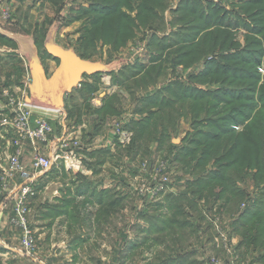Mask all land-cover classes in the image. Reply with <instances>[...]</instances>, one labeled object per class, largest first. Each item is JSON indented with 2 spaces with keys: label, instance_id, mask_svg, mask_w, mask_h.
I'll list each match as a JSON object with an SVG mask.
<instances>
[{
  "label": "crops",
  "instance_id": "obj_1",
  "mask_svg": "<svg viewBox=\"0 0 264 264\" xmlns=\"http://www.w3.org/2000/svg\"><path fill=\"white\" fill-rule=\"evenodd\" d=\"M179 1L170 0L169 6L163 10L162 24L151 27L140 22L137 13L139 0H134L131 9L121 8L134 22L131 36L126 42L118 47L103 40L97 42L96 48L111 50L110 56L113 58L108 62H119V66L111 72L118 74L127 68L133 71L134 75L129 76L125 84L145 78L152 67L160 64L164 73L134 93L123 83H113L112 75L101 74L97 77L104 87L92 91L93 96L81 99L80 93L76 94L74 90L66 96L72 100H65L64 118L52 120L54 129L50 140L38 146L42 153L58 154L59 158L50 170L40 176L38 192L28 203L29 223L37 240L36 250L32 255L23 253L19 231L8 223V213L20 188L18 180H11L8 184L9 195H0V264H121V258L126 264H158L155 260L158 252L160 255L170 253L174 257L170 264H177L183 258L189 264H264V248L245 240L237 225L238 218L250 203L245 200L235 203L226 197L211 194L207 189L201 191L200 197L192 193L189 183L198 176V167L192 156H182L186 147L190 146L187 136L193 131L189 116H181L175 122L174 129L169 131L170 140L161 145L153 140L143 148L136 149L131 144L133 131L130 127L141 120L150 108L144 106L145 100L170 80L189 83L188 76L198 73L200 62L188 68L181 64L173 68L168 63L166 58L175 57L172 52L175 46L156 51L150 45V39L170 37L176 30L173 10ZM141 17L143 21L144 13ZM74 34L79 35V32ZM138 40L144 45V58L134 57L135 54L129 51V45ZM77 44L81 46L80 36ZM73 50L79 55V49L74 47ZM156 54V59L150 58ZM87 60L105 64L101 58L93 59V56ZM29 79L26 76L24 91L12 86L13 92L26 96ZM105 79L109 80L105 82ZM94 96L99 97L98 105L91 103ZM9 114V105L4 100L0 101V118ZM115 122L131 132L129 141L119 140L113 135L112 124ZM242 128L240 126L238 129ZM63 134L79 138L81 146L57 149L58 140ZM181 134L183 136L180 137ZM178 149L183 158L176 155ZM14 151L10 134L0 127V166L7 164L8 157ZM33 151L35 148L29 143L21 149L20 158L26 165L30 163ZM171 156L174 158L170 170L173 185L153 198L140 200L136 187L144 176L141 163L171 160ZM205 169L212 170L211 163ZM256 174V168H249L243 179L237 182L245 198H252V202L264 191V184L255 182ZM181 195L186 197L183 209L188 216L189 229L195 232L188 237L185 236L188 230H178L169 238L160 218L169 215L166 200L179 201ZM190 200L195 210L187 202ZM242 204L248 206L243 207ZM163 206L166 212H162ZM193 212L197 215L191 218ZM210 216L218 217L221 234L209 219ZM156 218L157 223L154 224ZM156 238H165V241L162 243ZM92 257L96 263L89 259Z\"/></svg>",
  "mask_w": 264,
  "mask_h": 264
},
{
  "label": "trees",
  "instance_id": "obj_2",
  "mask_svg": "<svg viewBox=\"0 0 264 264\" xmlns=\"http://www.w3.org/2000/svg\"><path fill=\"white\" fill-rule=\"evenodd\" d=\"M89 1V8L81 9L78 6L69 13L72 15L71 21L87 16L80 36L82 49L79 56L83 59L89 58L85 52L90 48L94 50L99 40L115 47L124 44L131 36V25H134L133 18L121 9H131L134 0ZM236 1L240 12H234V15L240 19L245 32L248 29L251 33L243 34V43L234 39L236 31L231 28V23H224L227 14L221 16L216 13L213 2L202 4L197 0L185 3H191L188 10L182 8L183 4L173 10L177 28L170 38L150 39V45L156 51L175 46L172 50L175 57H168L170 60L166 58L173 68L178 64L188 68L199 62L204 63L205 68L189 75V83L170 80L145 100L144 106L150 108L141 120L130 127L133 131L131 144L136 149L143 148V145L153 140L161 145L170 140L169 131L174 129L175 122L181 116H189L193 131L187 136L190 146L186 147L182 156H192L198 167V176L189 183L192 193L200 197L201 191L207 189L209 193L226 197L235 203L243 200L250 203L249 206L245 204L248 207L238 218L237 225L245 240L264 248V191L252 202V198L246 199L237 186V182L243 179L249 168L257 169L256 184H264V75L259 73V68L264 63V20L261 18L264 0ZM169 3L170 0H139L137 15L140 22L151 27L161 25L163 10ZM212 17L220 18L213 20ZM0 40L15 42L1 33ZM157 56L158 54L151 55L150 58L156 59ZM127 69L118 74H108L112 75V79L115 78V83H123L131 93L164 73L160 64L152 67L145 78L125 84L124 81L134 75L133 71L127 73ZM99 75L101 74L86 77L95 78ZM94 90L95 88L92 91ZM240 126L243 128L238 129ZM180 154L178 149L176 155L183 158ZM173 160L171 156V163ZM208 163H211L212 170L205 169ZM184 198L186 199L181 195L178 197L179 201L170 200L167 206L169 215L160 218L169 238L178 230H188L185 234L188 237L195 232L194 229H189V221L186 219L188 216L183 209V205H186ZM187 202L195 210L193 201ZM159 240L163 243L165 238ZM155 260L158 264H170L174 257L170 253L163 252L160 255L158 252ZM177 264L189 263L183 258Z\"/></svg>",
  "mask_w": 264,
  "mask_h": 264
},
{
  "label": "built area",
  "instance_id": "obj_3",
  "mask_svg": "<svg viewBox=\"0 0 264 264\" xmlns=\"http://www.w3.org/2000/svg\"><path fill=\"white\" fill-rule=\"evenodd\" d=\"M25 0H0V33L4 31L2 24L11 17L13 3ZM35 1V0H33ZM142 42L134 44L130 47V52L137 55L144 52ZM9 49L2 46L0 48V56L7 53ZM19 55L20 52L18 51ZM30 82V79H29ZM6 101L10 107V114L0 118V127H4L11 136V144L15 147V151L8 157L7 164L0 166V195H9L8 184L11 180H18L20 188L15 195L14 206L8 213V223L19 231L20 247L23 253L32 255L37 246L35 232L31 227L27 214L28 203L30 198L34 197L38 192L40 176L50 170L57 162L59 155H46L38 150V146L46 144L50 140L53 133L52 120H61L65 116V108L54 110L50 108L40 107L28 104L25 96H19L9 87L4 88L0 92V101ZM93 105L99 104V97L94 96L91 99ZM113 135L122 141H129L131 132L124 129L119 122L112 124ZM35 148L31 161L28 165L22 162L20 155L21 149L25 144ZM82 144L79 138H71L63 134L57 144V149L78 148ZM171 160L159 159L152 163L143 161L141 170L144 173L137 189L138 195L142 200L153 198L157 194L165 192L173 184L171 176ZM244 207L245 204H242ZM219 234L221 228L219 226L218 217H209ZM223 239L227 238L222 234Z\"/></svg>",
  "mask_w": 264,
  "mask_h": 264
},
{
  "label": "rangeland",
  "instance_id": "obj_4",
  "mask_svg": "<svg viewBox=\"0 0 264 264\" xmlns=\"http://www.w3.org/2000/svg\"><path fill=\"white\" fill-rule=\"evenodd\" d=\"M187 1L188 0H181L177 2L175 8L178 7V5L183 4L184 6L182 8L188 10L191 3L185 4L187 3ZM197 1L202 4H206L207 2H213L214 6L216 7L215 10L217 9L216 13L218 12V14H221V16H224L226 14L228 15L227 18L224 19L225 21L224 20L223 21L224 23H228V24L231 23V28L236 31L234 39L237 42L239 43L244 42V37H243L244 33H246L247 35L251 34L249 33L248 29L246 30L247 32H245L240 19H238V17L234 15V12H240L239 11L240 8L236 0H197ZM78 6H81V9L89 8L90 1L89 0L17 1L13 3L12 6L13 9L11 11L12 13L10 19L4 22L2 26L6 31L18 33L25 37H32L35 40V45L38 48L39 55L42 59L44 68L46 69L47 73L50 74L52 70L57 66V62L52 61L50 58H48L47 53L44 50L43 43L47 35V32L49 31L52 24H55L54 41L58 45L66 49H73L74 47L79 49L80 51L82 49L80 44L79 45L77 44V39L79 38V36L83 34L82 28L83 26L86 25L87 16L75 22V21H71L73 20L72 17H70L72 15L69 14L72 8H78ZM218 8L221 9V11ZM212 18L213 20H215L220 17H212ZM261 18L262 20H264V12L262 13ZM248 24L251 25V23ZM262 24L264 25V21H262ZM216 28L223 30L219 27ZM77 31L79 32V35L74 34ZM163 38H170V37L168 35ZM7 42H5L4 40H0V48L2 46L4 47L6 46L7 49H9L7 51V54L0 56V92L6 87H10L12 91H14V88L12 86H15L16 88H19L20 90L24 91V80L26 76L30 78L27 69L28 62L24 57H20L21 55L20 56L18 55L19 46L16 42L13 41L8 43ZM140 42L141 41L138 40L131 43L129 45V50L130 47H134V44H138ZM110 51L111 50H109L108 48L99 49L98 47L95 48L94 50L90 48L85 53L86 56L88 57L93 56V59L101 58L103 61H105V64H108L111 62L110 59L113 58V57L111 58L110 56ZM136 54L137 55H134V57L137 58H144V56L146 55V53H141V54L136 53ZM118 66L119 64L115 68H117ZM198 67H199L198 72H201L205 68V64L204 63L201 64L200 62ZM129 72H131L130 68L127 69V73ZM259 73L260 75H264V63H262L261 67L259 68ZM108 80L105 79V82ZM113 83H115V78H113ZM100 87H104V85L99 77L95 76V78H89L85 76L83 82L79 86H77V88H75L73 92L76 94L80 93L79 96L81 99H88L89 97L93 96L91 94V91L94 88L96 90L97 88ZM106 87L107 85L105 86V88ZM79 96L77 97L78 99H80ZM65 100L71 102L72 99L71 97H66ZM181 136H183V134H181L180 137ZM139 185L140 183L136 187V193L138 198L142 200L137 192ZM165 204H166L165 206H168L170 204V201L167 199ZM161 210L162 212H166L164 206ZM196 215L197 213L193 212L190 215V217L191 218L196 217ZM207 216L208 215H206V217ZM27 218H28V214H27ZM90 252L93 251L90 250ZM89 259L92 262L96 263L93 257ZM123 259L124 258H121L120 261L121 264H126L125 261H123Z\"/></svg>",
  "mask_w": 264,
  "mask_h": 264
},
{
  "label": "water",
  "instance_id": "obj_5",
  "mask_svg": "<svg viewBox=\"0 0 264 264\" xmlns=\"http://www.w3.org/2000/svg\"><path fill=\"white\" fill-rule=\"evenodd\" d=\"M2 34L18 44L21 56L28 62L30 82L25 101L31 105L61 110L65 106V97L83 82L85 76L108 74L119 64L118 61L104 64L83 59L73 49L58 45L54 41L55 24H52L43 46L48 58L56 61L57 66L48 74L32 37L6 30Z\"/></svg>",
  "mask_w": 264,
  "mask_h": 264
}]
</instances>
